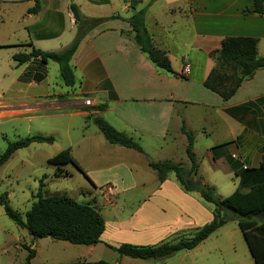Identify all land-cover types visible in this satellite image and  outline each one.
I'll return each mask as SVG.
<instances>
[{"label": "crops", "instance_id": "0c3cea01", "mask_svg": "<svg viewBox=\"0 0 264 264\" xmlns=\"http://www.w3.org/2000/svg\"><path fill=\"white\" fill-rule=\"evenodd\" d=\"M163 1L155 0L152 5ZM91 2L94 6L109 3L108 0ZM166 3V12L176 14L177 22L185 28L191 39L190 46L180 49L177 56L170 52L172 28L169 29L160 18H153L152 28H149L147 15L152 11L150 9L146 11V26L155 45L167 52L174 70L180 75L157 68L136 43L131 25L125 20L114 19L103 28L90 32L81 42L71 61L76 75L75 85H65V92L44 95L48 98L54 95L53 100L56 101H62L57 98L59 95L74 93L82 96L77 104L79 108L70 107L73 109L70 117L87 118L91 113H99L118 130L137 140L144 149V152H140L111 144L98 127L91 131L95 134L86 133L77 142L79 152L84 153L79 156L74 151L71 155L92 180L91 196L97 197L99 202V206L93 205L103 215L106 225L99 243L79 245L90 252L99 245L113 250L108 245L118 247L122 243L157 245L176 242L191 237L214 218V204L205 201L200 192L184 189L173 172L161 181L146 157L152 154L153 161L169 159L189 168L191 162L186 153L188 140L181 131L183 120L196 138L194 152L199 170L194 179L200 178L204 185L214 186L202 172L199 143L206 145L205 154L212 173L234 171L238 177L237 186L240 180L237 173L241 168L254 166L246 164L250 153L259 154L260 163L263 160L264 101H252L264 97V69L244 80L237 92L227 100L205 87L204 81L217 62V55L212 56L211 52L219 50L227 36L258 38V55L264 56V14L255 12L253 0H167ZM48 6L47 0H40L37 14ZM130 10L131 4L125 5L127 14H118L129 18ZM68 14L71 29H76L72 12ZM74 36L71 34L69 40H73ZM64 45L67 46L61 44V47L64 48ZM199 53L202 62L194 68L199 71L193 74V67L186 60ZM49 63L45 66V75L39 79L35 75L29 80L30 84L38 86L47 81ZM25 64L27 67L30 65ZM77 69L80 78L76 74ZM186 69H189L187 73ZM86 98L91 100V105L85 103ZM63 100L72 102L74 99ZM46 103L37 101L35 105L25 104L12 111L39 112L47 106ZM103 103L106 104L104 109H96ZM10 108L2 107L0 111L5 112ZM85 129L90 130V124ZM215 133L222 140L216 141V146H211L214 144H209L208 140ZM93 136H97L96 140ZM203 242L191 250L198 249ZM124 258L140 260L119 256L116 263L123 264L127 260ZM160 263L169 264L170 261ZM139 264L148 263L141 261ZM152 264L158 263L154 261ZM223 264L228 263L223 259Z\"/></svg>", "mask_w": 264, "mask_h": 264}, {"label": "rangeland", "instance_id": "374dc122", "mask_svg": "<svg viewBox=\"0 0 264 264\" xmlns=\"http://www.w3.org/2000/svg\"><path fill=\"white\" fill-rule=\"evenodd\" d=\"M47 1L49 6L42 13L29 14L27 9L34 5V0H0V45H10L0 47V110L2 107H12L5 112L0 111V154L7 148L9 142H14L28 135L42 134L55 138L53 143L35 142L28 147L17 150L0 168V193H8L10 205L21 213L23 219H25V214L33 203L38 200L41 181H43L42 195L45 197L67 195L78 202H88L99 206L97 197L91 196L93 192L91 193L90 181L70 164L67 155L70 149L72 155L75 151L79 156H82L84 151L79 152L77 142L86 133L89 134L98 128L92 120L90 121L86 117H70L69 113L73 110L70 107L79 108L77 104L83 98L82 96H76L73 93L72 95L65 94L63 98L57 97L62 101L53 100L54 95L49 98L44 97L49 93L65 92L66 86L60 75L58 63L50 61L47 81L36 86L29 83V80L39 72V70L34 69L36 62L31 63L28 67L26 64L18 66L12 57L13 54L31 50V47L26 44L34 43L38 39L43 40L36 41L34 44L43 50H45L44 48L60 50L61 44L67 45L69 36L71 34L74 36L76 33V29L70 27L71 19L68 13L71 2L77 3L86 15L101 17L118 13L126 15L125 5L137 4V10L144 8L152 10L147 15L149 28H152L153 18L164 20L166 26L169 29L172 28L170 52L177 56L180 49H187L191 44V39L185 32V28L177 22L176 14L166 12L167 0L154 5L150 3L151 0H108L109 3L106 2V4L98 6L92 5V0ZM134 12L131 8L128 14L132 15ZM105 24L99 28H103ZM56 32L62 33L61 35H54ZM71 40L68 41V44ZM196 55L186 60L193 67V74L199 71L198 69H196L197 71L194 70V68L202 62L200 53ZM221 72L231 73V71L224 69ZM39 73L45 75L43 72ZM76 74L79 78L81 77L78 69ZM40 96L43 97L40 98ZM66 98L74 100L72 102L63 100ZM37 101L47 102V106L39 112L20 113L12 111V109L17 111L25 104L35 105ZM252 102L260 103L263 101ZM87 105H91V103ZM87 124H90V130L85 129ZM96 137L93 136L95 140ZM219 138V135L215 133L208 140V143L214 144L211 146H216L215 142L222 140ZM99 139L98 137L97 140ZM102 139H104L103 136ZM205 146V143L198 144L202 172L207 176L208 182L216 187L217 193L226 197L237 188L238 177L234 171L221 170L218 173H212L211 165L205 154ZM263 155L264 151L262 159ZM147 156L153 158L152 154ZM259 157V154L251 152L250 159L246 161V164L259 165ZM238 160L241 159L238 158ZM59 166H61L60 176H57L55 171ZM65 171H68L69 174H65ZM32 242L33 238L28 229L12 220L6 214L4 206L0 205V264H26L28 251L23 245H30ZM33 247H36L37 254L31 260L32 264L66 262L85 264L89 261L98 260L117 264L119 258L117 252L103 245H99L90 252L84 246L50 237L35 240ZM124 259L127 260L123 261V264H139L141 261H147L148 264H152L154 261L158 264H164L160 263L163 260L164 262L170 261L169 264H223V259L228 264H240V261L242 264H255L236 220L229 221L221 227L206 239L198 249L179 251L173 256L158 260Z\"/></svg>", "mask_w": 264, "mask_h": 264}, {"label": "trees", "instance_id": "16d2710c", "mask_svg": "<svg viewBox=\"0 0 264 264\" xmlns=\"http://www.w3.org/2000/svg\"><path fill=\"white\" fill-rule=\"evenodd\" d=\"M155 0H151L153 3ZM255 12L264 14V0H253ZM135 11L129 18H123L119 14L111 16H89L86 15L80 6L71 2L69 9L74 16L76 24V34L67 46L60 50H43L37 48L32 42L26 45L31 47L29 52H17L13 54V59L18 66L25 63H35V70L46 72V64L49 61L58 63L60 75L66 86H74L76 75L71 63L83 39L93 30L103 26L110 20L121 19L127 21L134 32V39L141 51L148 59L160 69L174 75H180L172 66V62L165 50L159 49L152 34L146 26V9H136V4H131ZM40 10V0H34V5L27 9L29 14H37ZM259 39L250 36H227L222 40L219 50L211 52L212 56L217 55L216 65L204 81L205 87L218 93L225 100L231 98L241 86L242 82L251 78L258 70L264 69V56L258 55ZM10 45H0V47ZM231 71V73L221 72V70ZM37 72L39 79L44 74ZM28 80V79H26ZM230 82V83H229ZM232 84L231 86H229ZM63 98L64 95H59ZM259 101H264V97ZM106 104H99L96 109H104ZM87 119L92 120L105 139L111 144H118L125 147L144 152L142 145L129 136L127 133L118 130L107 119L99 113H91ZM181 131L187 136L188 145L187 156L191 162L188 168L181 163L172 160L151 161L150 165L156 170L161 181H164L170 173H175L178 181L184 189L192 191L188 186V180H194L199 170V162L194 152L195 135L188 129L185 121H182ZM53 136L42 134L28 135L14 142H9L7 148L0 154V168L13 154L21 149L30 146L32 143H53ZM68 159L77 170H79L90 182L89 175L67 152ZM61 166L57 167L55 174L60 176ZM65 174H69L65 171ZM237 175L239 184L230 195L221 197L216 193L214 186L204 185L200 192L203 199L214 204V218L196 231L191 237L181 238L176 242H164L157 245H135L122 243L115 247L108 245L115 250L119 256H128L138 259H165L182 250H191L205 241L216 230L227 224L229 221H238L249 251L255 264H264V220L255 215L264 213V155L259 166H246ZM45 177V176H44ZM200 181V178L197 179ZM93 183V182H92ZM43 181L40 182L38 200L26 212L23 219L20 212L15 210L9 202L8 193H0V205L4 206L6 214L20 226L28 229L33 238H52L55 240L67 241L76 245H94L101 241V236L105 231V219L100 211L92 203H81L67 195H42ZM247 189V191H244ZM194 191V190H193ZM24 244L28 251L26 264H32L31 260L36 256L37 249ZM44 264H79L77 262L66 263H44ZM85 264H114L104 260L89 261Z\"/></svg>", "mask_w": 264, "mask_h": 264}, {"label": "water", "instance_id": "95a60500", "mask_svg": "<svg viewBox=\"0 0 264 264\" xmlns=\"http://www.w3.org/2000/svg\"><path fill=\"white\" fill-rule=\"evenodd\" d=\"M146 157L150 162L152 161L151 157H148V156ZM187 184L192 190L197 191V192H201L204 188V183L202 181L188 180ZM255 216L259 219L264 220V213H259V214H256Z\"/></svg>", "mask_w": 264, "mask_h": 264}, {"label": "built area", "instance_id": "2783aa9c", "mask_svg": "<svg viewBox=\"0 0 264 264\" xmlns=\"http://www.w3.org/2000/svg\"><path fill=\"white\" fill-rule=\"evenodd\" d=\"M186 70H187V71H186V73H187L189 69H186ZM85 103H86V104H90V103H91V100H90L89 98H86V99H85Z\"/></svg>", "mask_w": 264, "mask_h": 264}]
</instances>
